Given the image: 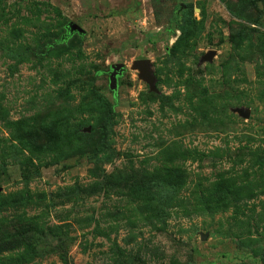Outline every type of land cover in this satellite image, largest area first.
Listing matches in <instances>:
<instances>
[{"label": "rangeland", "instance_id": "obj_1", "mask_svg": "<svg viewBox=\"0 0 264 264\" xmlns=\"http://www.w3.org/2000/svg\"><path fill=\"white\" fill-rule=\"evenodd\" d=\"M263 151L262 0H0V264H264Z\"/></svg>", "mask_w": 264, "mask_h": 264}, {"label": "trees", "instance_id": "obj_2", "mask_svg": "<svg viewBox=\"0 0 264 264\" xmlns=\"http://www.w3.org/2000/svg\"><path fill=\"white\" fill-rule=\"evenodd\" d=\"M264 2V0H262ZM192 9V5H190V10ZM195 27L194 21L188 16L184 17L183 19H181V22L179 24V29L181 31V40L184 41L185 44H187L189 42V36L191 35V28ZM245 32H247V29H244ZM236 36V35H235ZM242 43V39L237 41V44L240 45ZM53 46V45H52ZM55 49L54 47L48 46L44 48V51L41 54H44L42 56L46 57L51 55V52ZM44 58V57H43ZM264 153V151L262 152ZM97 153L91 154L89 155L90 158H93L94 162H98V158H97ZM262 158V164H264V155L261 156ZM175 169H178V167H174ZM172 169H166V171H169ZM30 173L28 172H24V177L28 178V175ZM138 174L136 173H132L129 175V180H131L134 176H137ZM172 177V176H171ZM174 178V177H173ZM184 178V174L180 176V180L179 182L182 183ZM107 182H110V178H107ZM98 185H100L101 183H96ZM157 188V191L155 192H151V199L150 200H154V199H163V198H167L168 193L170 192V188H164L163 186H161L159 184V182H157L154 185ZM153 186H150V188H148L149 192L152 189ZM67 189H69V192H73L75 191L74 187H67ZM22 193H24V191H16L13 193H10L8 196H6V198H3L2 201L7 202V204H11L13 205V207H17V206H22V204L24 203L22 201ZM39 197L38 200L33 201L31 200V198H26L28 203L30 204H34L36 206L41 205V202H44L45 197L38 194L37 195ZM172 199V198H171ZM11 200H13V203H11ZM168 200V199H166ZM26 204V203H25ZM36 219H38V216L33 217V218H27L26 220H31V223H34L36 221ZM35 224H37L35 222ZM39 226L36 227L35 230L32 231V227H24L23 225L19 227V231L16 235L15 239L12 240H8L5 242H0V254L5 253V252H9L12 253V249H16V253H15V257L16 259H20L21 262H30L32 260H34L36 258V256L39 255L40 250L37 248V246H32V236H30L31 234H35L37 233V231H39L40 229H38ZM38 239V237L36 238ZM67 242V241H65ZM14 252V251H13ZM63 253H61L60 257L62 259L63 264H70L69 260L67 258V256L62 255Z\"/></svg>", "mask_w": 264, "mask_h": 264}, {"label": "water", "instance_id": "obj_3", "mask_svg": "<svg viewBox=\"0 0 264 264\" xmlns=\"http://www.w3.org/2000/svg\"><path fill=\"white\" fill-rule=\"evenodd\" d=\"M67 29H68L67 36L72 35L76 31H78L80 34H84V32H85L81 26H79L77 23H74V22H71L67 26ZM212 56H213V53H210V54L206 55L204 57V59L209 60L212 58ZM123 67H124V64L116 65L115 71H113L111 74V87L113 89H116L117 74H118L119 70ZM134 67L139 69L141 77L148 82L151 89L156 90V86H155L156 78H155V75H154L153 70L151 68V61L149 59L137 60L134 63ZM248 115L249 114H246V116H248Z\"/></svg>", "mask_w": 264, "mask_h": 264}]
</instances>
